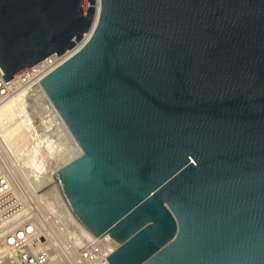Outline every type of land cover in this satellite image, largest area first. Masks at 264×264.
I'll return each mask as SVG.
<instances>
[{"label": "water", "instance_id": "1", "mask_svg": "<svg viewBox=\"0 0 264 264\" xmlns=\"http://www.w3.org/2000/svg\"><path fill=\"white\" fill-rule=\"evenodd\" d=\"M0 0L5 82L40 81L81 150L66 222L108 264H264V0Z\"/></svg>", "mask_w": 264, "mask_h": 264}, {"label": "built area", "instance_id": "2", "mask_svg": "<svg viewBox=\"0 0 264 264\" xmlns=\"http://www.w3.org/2000/svg\"><path fill=\"white\" fill-rule=\"evenodd\" d=\"M56 61L47 58L7 82L0 69V98L17 95L22 84L14 81L16 78L30 81L43 74L40 84L60 66L49 71ZM30 103L32 113L34 106ZM29 135L32 149L38 144L35 140H40L34 128ZM43 141L40 146L46 147ZM11 146L3 142L0 133V264H108L107 258L118 243L108 234L92 243L68 224L64 210L51 200L43 177L23 173L28 151L17 155Z\"/></svg>", "mask_w": 264, "mask_h": 264}, {"label": "bare ground", "instance_id": "3", "mask_svg": "<svg viewBox=\"0 0 264 264\" xmlns=\"http://www.w3.org/2000/svg\"><path fill=\"white\" fill-rule=\"evenodd\" d=\"M99 10L100 0H96L95 21L98 18ZM92 31L90 30L86 33L82 40L76 43L72 49L66 50L60 56L56 53L50 54L39 62H43L50 57L57 60L49 71L63 64L84 46L89 40ZM43 76L42 74L30 81H22L20 77L16 78L14 81H19L22 84L21 90L13 98L7 100L0 98V133L3 142L10 146L12 145L11 149L17 155L23 154L25 150L28 151L27 156H24L22 166L25 175L32 176L34 174V171L32 172L28 165H34L33 163H42L41 165H44L45 175L42 180L49 185L48 191L51 195V200L63 209L55 174L64 165L78 158L81 155V150L44 93L41 83H38ZM30 102L37 104L35 106L41 111L39 112L41 117L39 118L41 120L39 124L36 122L38 120L36 117L38 111L32 109V113H30L28 109ZM48 117L49 119H47ZM23 123H25L24 126L22 125ZM32 128H34L36 137H38L40 142L36 139L35 142L38 144H33L32 149H30L29 133H31ZM43 140H45L46 147L44 145L40 146V143H44ZM35 175L38 176L36 173Z\"/></svg>", "mask_w": 264, "mask_h": 264}, {"label": "rangeland", "instance_id": "4", "mask_svg": "<svg viewBox=\"0 0 264 264\" xmlns=\"http://www.w3.org/2000/svg\"><path fill=\"white\" fill-rule=\"evenodd\" d=\"M35 105H37V104H33V106L34 107H36L35 109H34V107H33V110H35V111H38L37 113L38 114H36V117L38 118V120H36V122H38V124H39V121H41L39 118H41L40 116H39V112H41L39 109H37V106H35ZM35 116V115H34ZM24 124L25 123H23L22 125L24 126ZM60 143V142H59ZM59 151H61V150H59ZM62 152V151H61ZM34 165H28V168L33 172V173H36L37 175H41L42 177L45 175V170H44V165L42 166L41 164L42 163H40V164H37V163H33ZM37 165V166H36ZM31 167H33V168H31ZM33 169V170H32ZM41 177V178H42Z\"/></svg>", "mask_w": 264, "mask_h": 264}]
</instances>
